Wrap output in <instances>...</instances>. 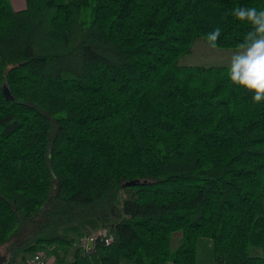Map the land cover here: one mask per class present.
Listing matches in <instances>:
<instances>
[{
    "label": "trees",
    "instance_id": "trees-1",
    "mask_svg": "<svg viewBox=\"0 0 264 264\" xmlns=\"http://www.w3.org/2000/svg\"><path fill=\"white\" fill-rule=\"evenodd\" d=\"M238 7L264 0H0L1 264H196L198 238L213 264H264V102L177 64L216 27L237 48ZM86 217L107 234L72 249L58 228Z\"/></svg>",
    "mask_w": 264,
    "mask_h": 264
},
{
    "label": "rangeland",
    "instance_id": "rangeland-1",
    "mask_svg": "<svg viewBox=\"0 0 264 264\" xmlns=\"http://www.w3.org/2000/svg\"><path fill=\"white\" fill-rule=\"evenodd\" d=\"M237 50L234 49H219L211 47L202 38H196L191 46L189 52L178 57L177 64L180 66L194 65V66H229L231 55ZM131 188L122 189L116 202H120L124 197L130 195ZM106 223L96 219L95 217H86L82 219L73 220L60 225L58 232L67 234L73 241V247L81 244V241H87L88 237H93L98 231H103L107 234ZM180 242V231H174L170 235V249H174ZM248 253L252 256H264V250L257 247H250ZM26 254L24 257H27ZM70 259V253L66 256ZM19 260L15 259L14 263ZM196 264H213L211 254V242L207 238H198L195 250Z\"/></svg>",
    "mask_w": 264,
    "mask_h": 264
},
{
    "label": "clouds",
    "instance_id": "clouds-1",
    "mask_svg": "<svg viewBox=\"0 0 264 264\" xmlns=\"http://www.w3.org/2000/svg\"><path fill=\"white\" fill-rule=\"evenodd\" d=\"M233 15L251 26L230 57L228 76L230 81L253 93L254 103L264 102V10L256 7H238ZM221 36L220 27L206 34L207 42L213 48Z\"/></svg>",
    "mask_w": 264,
    "mask_h": 264
},
{
    "label": "built area",
    "instance_id": "built-area-1",
    "mask_svg": "<svg viewBox=\"0 0 264 264\" xmlns=\"http://www.w3.org/2000/svg\"><path fill=\"white\" fill-rule=\"evenodd\" d=\"M98 234H103V231H98L96 235ZM95 235V236H96ZM95 236H91L87 238V241H81V244L88 245L89 242L92 241V239ZM110 237L109 236H104V242H109ZM22 264H57L54 261L53 256L48 255L47 252L44 250H37L33 252L32 254L28 255L22 260Z\"/></svg>",
    "mask_w": 264,
    "mask_h": 264
},
{
    "label": "crops",
    "instance_id": "crops-1",
    "mask_svg": "<svg viewBox=\"0 0 264 264\" xmlns=\"http://www.w3.org/2000/svg\"><path fill=\"white\" fill-rule=\"evenodd\" d=\"M11 7L14 10H21L25 6V0H9ZM23 259H19L15 264H22Z\"/></svg>",
    "mask_w": 264,
    "mask_h": 264
},
{
    "label": "water",
    "instance_id": "water-1",
    "mask_svg": "<svg viewBox=\"0 0 264 264\" xmlns=\"http://www.w3.org/2000/svg\"><path fill=\"white\" fill-rule=\"evenodd\" d=\"M91 246V242L88 243V247ZM5 260V256L0 254V264Z\"/></svg>",
    "mask_w": 264,
    "mask_h": 264
}]
</instances>
